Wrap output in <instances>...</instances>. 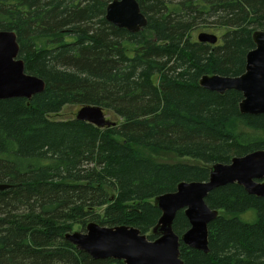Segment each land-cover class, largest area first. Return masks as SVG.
I'll list each match as a JSON object with an SVG mask.
<instances>
[{"label": "trees", "instance_id": "16d2710c", "mask_svg": "<svg viewBox=\"0 0 264 264\" xmlns=\"http://www.w3.org/2000/svg\"><path fill=\"white\" fill-rule=\"evenodd\" d=\"M113 1L0 0V32L16 34L26 73L46 84L30 101L0 100V264H118L65 235L91 221L146 235L161 217L155 198L264 150V115L241 114L238 91L199 85L245 72L264 0H136L148 25L135 34L106 20ZM215 28L226 29L216 46L193 36ZM69 105L101 107L117 126L50 118ZM206 204L219 211L210 252L181 243L183 263L264 264V197L229 184ZM189 227L179 212L175 233Z\"/></svg>", "mask_w": 264, "mask_h": 264}, {"label": "water", "instance_id": "95a60500", "mask_svg": "<svg viewBox=\"0 0 264 264\" xmlns=\"http://www.w3.org/2000/svg\"><path fill=\"white\" fill-rule=\"evenodd\" d=\"M106 20L119 29L135 34L148 25L136 0H114L106 10ZM255 48L247 55L245 72L238 77L205 75L199 85L209 91L224 95L235 90L243 95L239 108L241 114L264 115V30L252 35ZM220 38L211 33H200L198 42L216 46ZM20 47L14 32H0V100L32 98L44 92L45 82L26 73L25 62L19 59ZM75 120L99 129L114 128L117 123L107 119L98 106L81 107ZM237 184L249 195L264 197V150L233 158L229 164H215L207 182H182L173 193L154 200L161 217L152 229L157 237L150 241L147 235L134 227H102L89 223L85 232H68L65 240L78 251L95 260L112 259L118 264H184L180 246L209 254V226L219 217V211L206 204L208 195L217 188ZM8 186H0V190ZM183 211L189 229L180 237L174 231V222Z\"/></svg>", "mask_w": 264, "mask_h": 264}, {"label": "rangeland", "instance_id": "374dc122", "mask_svg": "<svg viewBox=\"0 0 264 264\" xmlns=\"http://www.w3.org/2000/svg\"><path fill=\"white\" fill-rule=\"evenodd\" d=\"M225 31H226L225 28H223V29H217V28H215V29H200V30L194 32V33H193V36H194V38H195L197 41H198V35H199L200 33H211V34H215V35H217V36L220 38L221 35H222V33L225 32ZM79 109H80V108H79L78 106H72V105H69V106H66V107L62 110L61 113H59L58 115L51 116L50 118H51L52 120H56V121H59V120H71V119H75V114L78 112ZM107 119H109V120H111V121H117L116 117L113 116V115H111V114H107ZM160 158H161V157H160ZM160 158H159V159H160ZM157 159H158V158H157ZM161 160H166V159H163V158H162ZM183 161H184V162H189V161L186 160V159H183ZM190 162H192V161H190ZM111 194H114V193L111 192ZM112 196H113V195H112ZM105 210H106V208L99 209L97 213L103 216L104 213H105ZM222 213H223V212H222ZM92 222H94V221H91V222H89V223H92ZM89 223H88V224H89ZM94 223H96V222H94ZM97 224H99V223H97ZM85 230H86V227H85ZM85 230H84V227H83V226H81V225H75V226L73 227L72 231H70V232H76V231H79V232H85ZM146 235H147V237H149V236L152 235V232H149V233H147ZM156 238H157V237H156ZM150 241H154V240H150Z\"/></svg>", "mask_w": 264, "mask_h": 264}]
</instances>
